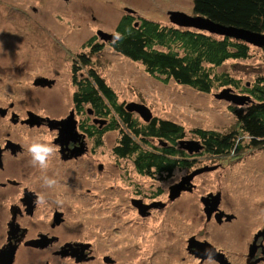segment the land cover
<instances>
[{
	"label": "rangeland",
	"instance_id": "rangeland-1",
	"mask_svg": "<svg viewBox=\"0 0 264 264\" xmlns=\"http://www.w3.org/2000/svg\"><path fill=\"white\" fill-rule=\"evenodd\" d=\"M79 1L78 4H63L59 9L56 4H50L49 12L55 16L48 21L45 32L29 28L26 20L15 21V26H8L18 34L9 40L12 47H0V55L5 58L4 64L13 70L12 78L7 79L8 83L5 81L0 85V93L7 99L12 95L17 100L22 98L24 90L31 88L30 79L34 76L48 74V77H52V73L57 71L54 90L61 93V102L68 109L74 89L71 84L69 57L73 52L81 50L83 42L93 35L96 28L113 31L119 18L126 14L124 7L164 25H171L167 15L169 10L192 14L191 0ZM92 16H96L97 20ZM6 23L0 21V28L5 27ZM251 48L249 58L228 60L222 67L245 84H248L254 73L264 71L261 49L256 46ZM90 60V65L116 91L119 102L124 105L128 102L143 103L149 107L153 116L179 123L187 133L190 131L184 139L198 140L192 133L197 128L220 133L237 129L236 116L230 108H238L240 105L215 98L214 94L222 88L210 93H200L173 80L163 83L145 73L139 63L130 61L111 47L90 55ZM241 136L246 145L248 136ZM118 138V131L110 130L102 137L103 145L94 147L93 173L87 177H77L82 188V193L78 196L81 209L72 213V216L79 219L82 217L83 226L78 231L82 234L92 232L96 249L104 252L111 245L117 251L120 256L119 264H123L122 258H127L128 264H200L185 253L188 236L186 220L195 216L192 230L202 225L199 218V197L208 191L220 190L225 197L224 203L233 212H241L243 207L245 215H240L239 221L245 235L253 231L252 222L261 213L264 214V148H245L239 156L233 153L213 158L205 155L203 161L195 167L210 169L194 179L196 189L182 193L179 198L170 202L169 187L174 181L179 182L182 175L191 172L177 171L175 177L167 180L133 172L132 177L127 176L126 168H133L131 160H118L112 151ZM151 143L158 144V141L152 140ZM145 149H150V146ZM99 163L103 165L102 170H98ZM87 185H91L92 195L85 194L84 186ZM137 186L144 189L145 202H149L153 194H158L155 199L166 202L167 206L154 210L149 217L139 219L129 202V198L136 195L133 192ZM135 220L141 221L142 225L131 223ZM113 226L120 229H114ZM206 228L216 243L231 252L233 264H246L243 261L244 250L246 254L245 239L225 241V236L217 239L215 235L220 234L219 228L214 224ZM129 244L133 247L125 251V246ZM138 251L141 252L140 256ZM202 264L214 263L205 261Z\"/></svg>",
	"mask_w": 264,
	"mask_h": 264
},
{
	"label": "flooded vegetation",
	"instance_id": "flooded-vegetation-1",
	"mask_svg": "<svg viewBox=\"0 0 264 264\" xmlns=\"http://www.w3.org/2000/svg\"><path fill=\"white\" fill-rule=\"evenodd\" d=\"M69 2L78 4L80 1L0 0V21L7 22L6 26L4 24L5 27L0 28V47L10 45L9 40L18 34L17 31L8 28L15 26V21L26 20L29 28L45 32L48 21L55 16L50 14L49 5L56 4V8L59 9ZM134 14L136 15V12ZM122 17L123 15L113 31L108 33H117L116 26ZM92 18L97 20L96 16ZM99 30L105 31L96 28L93 35L83 42L81 50L73 52L69 57L71 84L74 89L68 109L61 102V93L54 90L57 84L55 77L57 71L52 73V77H48L50 76L48 74H39L30 79L31 88H26L19 100L14 98V95L8 100L0 93V264H119L120 256L117 251L111 248V245L104 249V252L96 249L93 233L82 234L80 230L78 231L83 226L82 217L79 219L72 216V213L81 209L78 196L81 195L82 188L77 177L82 175L87 177L93 173V149L103 145V142L102 144L95 142L93 123L97 129H101L109 122V119H105L104 124L95 123L93 105L88 101L84 103L76 101L77 93L87 89L86 84L92 78L90 69H93V66L90 65V55L93 56V45L97 43L102 49L111 47V42L99 38L97 34ZM82 56L88 60L87 64H83ZM4 61L5 58L0 55V85L5 81L8 83L7 79H11L13 74L12 67L6 66ZM37 78H46L52 82L37 85L34 83ZM97 119L102 120L98 117ZM33 141L50 144L54 148L53 153L47 158L46 167L42 168L39 163H34L31 153L27 151ZM201 144L202 149L191 154L175 146L174 149L179 151L178 154L182 153L191 160L192 166L177 168L173 163L172 169L162 174V179L175 177L177 171L192 172L199 169L201 166L195 167V165L202 162L205 155L215 157L206 150L203 143ZM116 157L118 160H131L133 168H126L127 176L132 177L133 173H136L159 179L154 166L148 168L149 173H141L133 155L125 157L116 155ZM175 158L173 157V161ZM97 167L98 170H102V163ZM203 174L205 173H198L184 185L186 187L181 190L180 195L196 189L194 179ZM182 177L184 176L182 175L179 181ZM45 178L54 180L55 184L47 186L44 183ZM177 183L178 180L174 181L170 187ZM140 187L137 186L133 192L136 195L129 198L130 205L139 219L149 217L154 210L167 206L166 202H162L163 206L159 205L140 212L138 207L144 206L143 204L161 202L155 199L158 194L156 196L153 194L151 200L145 202L144 189ZM187 187L190 189H186ZM84 190L87 195L93 194L91 185L84 186ZM216 194L219 195L218 198L211 196ZM207 196L209 198H206ZM177 198L169 200L173 202ZM224 199L220 190L208 191L205 195H200L199 218L202 225L192 230V224L196 221L195 216L192 215L189 221L186 220L188 235L185 242L186 255L200 264L205 261L219 264L213 259L204 257L207 242L222 253L229 264H233L231 252L210 237L206 227L214 224L220 230V234L215 235L217 239L223 236L225 241L245 239L246 254L244 250L243 261L246 264H264V214L261 213L256 221L252 222L253 231L245 235L239 221L240 215H245L243 207L241 212H233L224 203ZM243 206L247 208L246 205ZM131 223L142 225L139 220ZM232 225L233 228L230 227ZM113 228L120 229L118 226ZM131 246L130 244L125 246V251H129ZM140 254L141 252L138 251V256ZM127 261V258H122L123 264H128Z\"/></svg>",
	"mask_w": 264,
	"mask_h": 264
},
{
	"label": "trees",
	"instance_id": "trees-1",
	"mask_svg": "<svg viewBox=\"0 0 264 264\" xmlns=\"http://www.w3.org/2000/svg\"><path fill=\"white\" fill-rule=\"evenodd\" d=\"M191 1L194 15L264 34V0ZM116 31L121 38L111 42L113 51L139 63L145 73L163 83L173 80L200 93L230 87L235 93L250 97L244 105L230 108L236 116L237 129L227 133L201 128L192 130L208 152L220 157L228 153L239 156L245 148H264V71L254 73L245 84L229 70L222 69L228 60L249 58L252 45L194 28L164 25L138 13L126 12ZM260 49L264 60V48ZM101 50L97 43L93 45V55ZM82 57L83 64H87L88 60ZM90 74L92 78L86 84L87 89L77 93L76 101H88L93 105L94 117L109 119L101 129L93 123L97 144H102L106 131L118 130L119 138L112 151L119 157L133 155L141 173L147 174L148 168L156 167L159 179L172 169L173 163L177 168L192 166L190 159L174 149L190 131L187 133L179 123L160 117L143 122L125 109L116 91L94 68L90 69ZM244 134L248 136L246 145L242 142ZM152 140H157L158 144H152ZM149 146L150 149H145Z\"/></svg>",
	"mask_w": 264,
	"mask_h": 264
},
{
	"label": "water",
	"instance_id": "water-1",
	"mask_svg": "<svg viewBox=\"0 0 264 264\" xmlns=\"http://www.w3.org/2000/svg\"><path fill=\"white\" fill-rule=\"evenodd\" d=\"M125 11L130 14H134L135 11L129 7H125ZM168 19L171 24L177 26V27H183V28H194L200 31H205L212 35H218V36H224V37H231L235 38L241 41H244L252 46H256L259 48H264V34L260 32H254L248 29L239 28L235 26H228L223 25L217 22L212 21L209 18L203 17L201 15H189L187 13H184L183 11L178 10H169L167 11ZM100 39L104 41L113 42L114 41V35L115 33H108L106 31L99 30L97 32ZM52 81H49L46 78H37L34 83L37 85H44L46 83H49ZM214 97L217 99H224L226 101H229L233 103L234 105H244L246 102L250 100V97L247 95H241L239 93H235L230 87L222 88L219 92L214 94ZM125 109L128 112L135 113L139 116V118L143 122H149L153 118V114L148 106H146L143 103H137V102H128L125 104ZM95 123L104 124L105 120L94 118L93 120ZM202 144L198 140L194 139H181L178 141V148L185 149L188 153L198 152L200 149H202ZM208 167L199 168L196 170H193L190 174L182 177V179L175 184L174 186L170 187L169 191V199L174 200L175 198L179 197L181 190L185 189L186 184L189 183V181L198 173H202L204 171H207ZM186 189H190V187H187ZM212 197L218 198V194L211 195ZM206 198H209L208 196ZM204 203V201H202ZM217 204V202H215ZM144 206H139L138 209L140 212H142L144 209L149 208H155L159 207V205L163 206L164 203L162 202H152L150 204H143ZM206 245V256L205 258L213 259L217 261L219 264H229L228 261H226L224 255L220 252H218L215 247L210 245L209 243H205Z\"/></svg>",
	"mask_w": 264,
	"mask_h": 264
},
{
	"label": "clouds",
	"instance_id": "clouds-1",
	"mask_svg": "<svg viewBox=\"0 0 264 264\" xmlns=\"http://www.w3.org/2000/svg\"><path fill=\"white\" fill-rule=\"evenodd\" d=\"M120 38L121 37L119 33H116L114 35V41L119 40ZM27 151L31 153L33 162L39 163L43 168L47 166V158L53 153L54 148L50 144L33 141L29 144ZM44 183L47 186H52L53 184H55V181L45 178Z\"/></svg>",
	"mask_w": 264,
	"mask_h": 264
}]
</instances>
